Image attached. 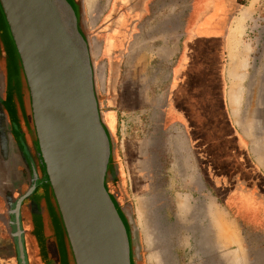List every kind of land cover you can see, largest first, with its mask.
Masks as SVG:
<instances>
[{"label": "water", "instance_id": "95a60500", "mask_svg": "<svg viewBox=\"0 0 264 264\" xmlns=\"http://www.w3.org/2000/svg\"><path fill=\"white\" fill-rule=\"evenodd\" d=\"M0 44L27 95L62 258L143 264L132 204L120 202L117 143L105 122L84 0H0Z\"/></svg>", "mask_w": 264, "mask_h": 264}, {"label": "flooded vegetation", "instance_id": "af4514ba", "mask_svg": "<svg viewBox=\"0 0 264 264\" xmlns=\"http://www.w3.org/2000/svg\"><path fill=\"white\" fill-rule=\"evenodd\" d=\"M156 1L104 0L103 16L90 32L105 69L102 104L115 102L118 95L113 84L125 47ZM240 2L184 0L183 16L200 33H217ZM220 5L226 7L224 12L217 11ZM7 49L0 44V264H69L68 257L64 260L61 255L57 210L34 146L27 95L20 78L10 70ZM111 109L115 111L108 107L105 114ZM123 194L120 202L125 205L129 202L127 193Z\"/></svg>", "mask_w": 264, "mask_h": 264}, {"label": "crops", "instance_id": "0c3cea01", "mask_svg": "<svg viewBox=\"0 0 264 264\" xmlns=\"http://www.w3.org/2000/svg\"><path fill=\"white\" fill-rule=\"evenodd\" d=\"M246 1L247 0H241L238 5L233 6V11L228 15L227 21L234 17V15L244 7ZM183 3L184 0H169V2H165V0H157L152 6L157 4L160 6L159 9L168 11V14L166 13V16L162 17V25H160L162 28L161 33H163L162 35L165 37V39L161 40V60L164 64L171 66V72L167 83V99L162 113H158L157 118L160 119L159 122L161 123L160 126L162 132H165L167 129L180 128L184 134L189 156L183 169V177L185 178L180 179V181L183 183L181 185L186 191L177 192L178 188L176 189V187L180 185H178L177 180L173 176V178L169 180L167 188H164L161 191L153 189L147 192L144 189L146 186L145 181L143 178L139 179V175L142 172L139 163H132L131 172L135 173L136 176H132V179L130 180L128 185L129 191H127L128 193L126 197H130L128 202L132 204L135 222L139 230L143 264H240L238 260L239 253H241V251L244 253L243 247L245 245V239L243 238L244 229L237 223L231 212L220 203L218 197L211 191L205 182L198 160L187 135L185 125L178 121H173L169 124L166 122L168 93L173 84L175 68L178 67V73L181 74L185 67V62L183 60V54L186 52L185 44L187 45V43L191 41L193 42L196 38L223 37L224 52L226 50V27H219L217 33L214 31L200 33L196 30V27H192V24H187L186 17L183 16ZM104 9L105 5L100 13L96 10V17H93V20H91L85 6L86 21L89 32L98 27ZM225 9L226 7L224 5H220L218 6L217 11L220 13L224 12ZM149 18L150 17H146L144 21L140 22L133 32L132 39L125 47L123 60L116 74L115 81L117 82L113 84V88L117 90V95L121 91L120 84H122L121 81L123 80L124 75H128V73L130 74V71H134L138 66L139 71L143 72L142 63H144V61L141 60L137 64V55H142L146 53V51L144 48L137 46V40L142 37H150V51L153 52L154 50L153 39L158 32L150 30L146 35H143V27L150 23L147 21ZM154 19H157V22H160L159 17H151L150 21L152 22ZM145 31L147 30L145 29ZM172 39H174L173 43H171ZM94 48H96L98 52L95 61H97V59L100 60V49L98 46H92L93 53ZM158 51L160 50L156 49V52ZM102 65L103 70H105L103 63ZM145 84H147L146 80ZM225 101L232 124L238 130V127L232 120L227 103V89L225 91ZM116 104L115 100L114 106H116ZM117 111V109H115V111L111 109L106 114L104 112L106 125L113 134L116 143L119 140L120 115L123 112L126 114L130 113L129 111L124 110L120 112ZM138 111L140 112L139 117L146 115L147 118H152L153 116L152 113H149L150 110L146 109ZM148 113L150 116H148ZM133 142L134 140H130L125 143L130 144L132 148V144H134ZM191 174L195 179L193 185L194 188L188 189L187 182L190 180L189 176ZM181 201L188 203V205L190 204L188 212L180 210L179 204ZM235 226L239 229L236 232ZM233 239H236L238 243L232 244ZM244 255L249 264L248 252L244 253Z\"/></svg>", "mask_w": 264, "mask_h": 264}, {"label": "rangeland", "instance_id": "374dc122", "mask_svg": "<svg viewBox=\"0 0 264 264\" xmlns=\"http://www.w3.org/2000/svg\"><path fill=\"white\" fill-rule=\"evenodd\" d=\"M104 4V0L96 1L97 12L100 13L102 11ZM159 7L160 6L157 4L151 7L150 15L148 16L150 18L147 20L150 23L143 27V35H146L150 30L158 32L153 39V52L150 51V37L139 38L136 42L137 46L144 48L146 51V53L142 55H137V64L141 60L144 61V63H142L143 72L139 71V66L137 65L138 67L136 66L137 68H135L134 71L131 70L130 74L124 75L121 81L122 84H120L121 91L116 98V106H114V102L109 103V105L102 104L103 111L108 109V107H113L119 112L123 110L129 111L131 114L134 112L133 118L128 116L130 122L128 123V132L122 148L119 145V140L117 141L116 155L118 154L120 156V162L124 168V175L127 183L126 190H123L125 193L129 191L128 185L132 176H136L135 173L131 172L132 163H139L142 171L139 175V179L143 178L145 181L146 186L144 189L147 192L153 189L161 191L167 188L169 180L172 179L173 176L177 180L178 185H180L176 187V189L178 188V191H176H186L181 185L183 183L180 181V179L185 178L183 177V169L189 156L184 134L180 128L167 129L165 132H162L161 123L159 122L160 119L157 118L158 113H162L167 99V83L171 72V66L164 64L161 60V40L165 39V37L162 35L163 33H161L162 28L160 25H162V17H165L168 11L159 9ZM244 11L247 12L249 17V21L245 25L244 42L245 46L250 49V52L248 54L241 53L236 56L237 63L246 62L248 65L245 71V79L240 84L243 95L240 107V125L237 127L238 131L248 142V148L252 158L260 168L264 170V135L262 134V132L264 133V111L262 110L264 109V105L261 100V95L264 94L262 91V82L264 81V0H247L244 7L241 8L234 17L227 21L224 75L226 79V89L228 90L229 79L227 76V69L230 59L228 57L227 43L229 33L235 18ZM151 17H159L160 22H157V19L151 22ZM145 29L147 31H145ZM173 41L174 39L171 40V43H173ZM94 49L96 50V48ZM156 49L160 51L156 52ZM96 57L97 54L95 59ZM98 66L103 68L99 59H97L96 69ZM97 80L102 102L104 78L99 79L97 75ZM145 80L147 84H145ZM145 107L147 110H150L149 113H152V118H147L146 115L139 117L140 112L138 110H146ZM149 113L148 116H150ZM130 140H134L132 148L130 144L125 143ZM189 177L190 180L187 182V188L193 189L195 179L192 174ZM111 189L113 191V188ZM129 198L130 197H125V200L129 201ZM238 230V227L235 226V232ZM243 232V238L245 239L243 248L244 253L248 252L249 254V264H264V227L259 226L256 228V226H254L252 229L244 230ZM234 243L237 244L238 241L235 239L232 244ZM241 253L244 255L242 251ZM244 258H246L245 255ZM245 261L248 264L247 259H245Z\"/></svg>", "mask_w": 264, "mask_h": 264}, {"label": "trees", "instance_id": "16d2710c", "mask_svg": "<svg viewBox=\"0 0 264 264\" xmlns=\"http://www.w3.org/2000/svg\"><path fill=\"white\" fill-rule=\"evenodd\" d=\"M223 45V37L196 38L185 44V67L181 74L175 68L166 122L185 125L205 182L237 223L248 230L264 227V171L229 117ZM117 163L125 191L118 154Z\"/></svg>", "mask_w": 264, "mask_h": 264}, {"label": "bare ground", "instance_id": "6f19581e", "mask_svg": "<svg viewBox=\"0 0 264 264\" xmlns=\"http://www.w3.org/2000/svg\"><path fill=\"white\" fill-rule=\"evenodd\" d=\"M96 1L97 0H84L85 6L87 8L88 16L91 17V20H93V17H96V7H95ZM248 21H249V17L246 11L241 12L235 18V21L229 33V38L227 43L228 57L230 59V63L227 69V76L229 79V87L227 90V101H228L227 103L230 109L232 120L236 126L240 125V107H241V102H242L241 100L243 95L242 92L243 90L240 87V84L244 81L245 71L248 68L246 62L237 63L236 56L240 55L241 53L248 54L250 52V49H248V47L245 46V42H244L245 31H246L245 25ZM94 53L96 56L97 51L95 50ZM97 75L99 79L103 78V68L101 66H98L97 68ZM262 83H263L262 91L264 92V81ZM261 100L263 101L262 104L264 105V94L261 95ZM262 110L264 111V109ZM262 134L264 135L263 132ZM179 207L180 210L184 212H188L190 209V204L188 205V203L181 201ZM234 240L232 242H234ZM238 258L240 264H247V262L245 261L246 258H244V255L242 253H239Z\"/></svg>", "mask_w": 264, "mask_h": 264}, {"label": "built area", "instance_id": "2783aa9c", "mask_svg": "<svg viewBox=\"0 0 264 264\" xmlns=\"http://www.w3.org/2000/svg\"><path fill=\"white\" fill-rule=\"evenodd\" d=\"M133 113H121L120 115V123H119V135H120V139H119V145L120 147L122 148L123 147V144H124V141L126 139V134L128 132V123L130 122V120L128 119V116L132 117L133 118Z\"/></svg>", "mask_w": 264, "mask_h": 264}]
</instances>
